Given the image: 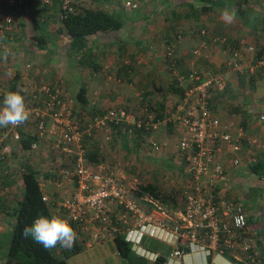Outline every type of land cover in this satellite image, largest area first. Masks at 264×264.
<instances>
[{
  "label": "crops",
  "instance_id": "crops-1",
  "mask_svg": "<svg viewBox=\"0 0 264 264\" xmlns=\"http://www.w3.org/2000/svg\"><path fill=\"white\" fill-rule=\"evenodd\" d=\"M77 1L79 2V0ZM136 1L138 2L137 7L130 10L129 15L124 18L127 20V24L123 23L122 27L116 31L99 32L87 37L85 47L76 49L77 53L75 54L72 51L75 48L71 45V39L65 34L59 33L58 0H54L51 6H44L36 0H25L24 4L16 8L5 6L12 14L13 26L11 36L4 42L6 46L0 47V55L4 48L9 49L7 58L2 56L4 61H0V80L9 78L5 66L12 64L13 74L18 72V69L28 67L32 77L39 81L58 84L66 96H75L79 88L84 87L88 103L82 106L89 107L88 109L92 111L91 114H94L95 112L102 113L113 105V102H123L125 98L132 97L129 88H125L123 83H117L119 78H127L128 81H138L141 86L138 91V94L141 92V95H138V98L142 101L133 99L134 102L136 101V108L142 111L154 109L156 114H163L167 113L171 106L179 100L181 95L179 90L183 88L176 80L173 67L180 73L187 72L192 66L214 69L219 67L222 70L227 68L226 52L228 54L231 44L237 46L238 42H245L257 48L264 47V0ZM225 9H228L230 14L234 12L231 19L222 15ZM134 24L137 27L141 24L142 26L140 30H136L138 36L135 34L132 38L129 34L136 33ZM201 30L205 31V35L201 33ZM36 33L44 34L43 42L39 43L33 38ZM126 35L129 38L124 40ZM214 38L219 40L215 42ZM170 43L173 44L176 56V63L173 66L167 61L164 53V45ZM201 45H203L202 52L198 54L199 56L194 55L192 50ZM157 49L161 53L156 52ZM141 50L149 54V57L145 55L140 57ZM107 55L110 56V59H107L103 65ZM243 63L242 72H229L234 86L251 81L245 85L246 90L239 96L240 99L233 103L235 105L233 109L236 111L231 112L227 107H224L225 110L222 109V112L219 111L220 109L217 110L215 93H212L211 104L214 105L220 116H237L235 121L224 120L223 122L239 121L238 123L243 126L246 132V136L240 144L242 149H246L252 138L264 139V132L256 117L258 112H264V76L261 77L259 73L264 72V68L254 67V64L249 66L250 64H246L245 60ZM99 65L103 66L100 68ZM122 65L127 67V71L124 73H120ZM137 66L141 67L137 68ZM106 69L111 74L103 72ZM247 74L251 79L247 80ZM235 78H237V82ZM93 80L96 83L91 84ZM110 81L111 84L108 83ZM153 81L155 82L153 83ZM228 89L227 84L224 93L227 95L226 97L230 96L227 92ZM134 93L136 92L134 91ZM105 96L110 99L109 103L105 102ZM135 97H137L136 94ZM103 106L105 107L103 108ZM78 111L80 110L77 109L76 112L78 113ZM84 113L85 119L91 115H87L85 111ZM223 118L226 117L223 116ZM163 125L168 133L177 128L170 122L163 123ZM32 127L33 123L27 127L26 125L21 127L19 131L22 137L26 138L32 135V131H30ZM11 145L14 148V155L6 161H0V264H4L9 233L14 221L10 214L22 192L21 174L26 165L33 168H45L49 163V158L44 154L35 155V153L26 160L25 151L22 152L18 148V143L14 141L11 142ZM232 150L233 148L228 146L222 154L218 155V159L230 170V180L233 183V186L228 190L219 191L218 196L225 199H237L245 207L247 235L251 244L249 256L251 257L249 258L247 252L237 247L233 252L225 250L222 253L218 251L206 253L205 264H222L219 255L230 261V264H254L255 260L263 264L264 153L258 152V159L254 164L233 168L230 157L234 155L235 151ZM242 154L245 155L246 152ZM43 161L46 163L43 164ZM6 170L7 174L4 173ZM43 179L44 186L47 188H42V191L49 194L50 197L55 198L63 193L65 188H58L47 175H44ZM69 190L70 188H67L68 192ZM107 240L113 241L112 239ZM133 245H136L140 252L145 250L148 257L137 255L153 262H160V264H166L165 257L169 256L174 249V243L161 241L149 234L141 236L140 240ZM152 253L157 254L159 259H153Z\"/></svg>",
  "mask_w": 264,
  "mask_h": 264
},
{
  "label": "built area",
  "instance_id": "built-area-1",
  "mask_svg": "<svg viewBox=\"0 0 264 264\" xmlns=\"http://www.w3.org/2000/svg\"><path fill=\"white\" fill-rule=\"evenodd\" d=\"M36 1L44 6H51L54 0ZM109 1L114 6L119 5L118 0ZM24 2L25 0H0V42L11 36L13 26L12 14L6 7L16 8ZM78 3L77 0H59L58 20L61 21L67 13L74 12ZM120 5L127 9L137 7L135 0H121ZM201 33L205 35L204 30ZM218 40L214 38L215 42ZM202 46L195 47L192 53L200 54ZM241 49L229 47L228 70L243 71L244 56ZM244 51L255 55L257 47L249 45ZM164 53L173 66L176 63L173 44L165 45ZM11 65L5 66L9 77L14 75ZM254 67L264 68V57L256 58ZM172 70L179 85L183 87V93L167 111L166 117L153 120L147 109L137 116L125 107L113 106L85 119L83 115L78 116L75 101L66 96L58 84L36 80L28 67L18 69L20 77L14 90L18 87L26 90L23 95L31 115L23 125L0 128V161H6L14 155L11 142L16 141L18 148L31 156L40 150L45 141L47 147H42L46 148L44 155L50 161L45 168L34 169L38 173L41 188H47L44 186V175L53 180L58 188H65L55 198L42 191L41 199L50 205L52 215L67 219L76 231L78 238L70 250L76 252L82 247H90L93 240H113L116 236H122L135 244L141 236L149 234L161 241L174 243V249L169 255L186 252L190 244L197 242L208 250L207 253H222L225 250L233 252L238 247L247 252V256L251 254L245 207L237 199L218 196L219 191L233 186L230 170L218 159V155L231 146L235 151L232 150L234 155L230 157L233 168L254 164L257 162L258 152L264 153V139L252 138L244 151L240 144L246 136L243 126L238 122L224 123L221 120L211 104V90L220 91L225 88L222 75L196 66L185 73L176 72L175 67ZM1 89L0 84V93L5 91ZM6 90L11 89L8 87ZM256 117L264 132V112H258ZM168 122L178 128L177 146L186 162L189 176L188 189L182 194L184 200L181 209L169 210L150 197L138 200L130 194L120 177L96 170L87 162V140L98 132H104L105 139L108 140L110 134L106 132L113 126L125 125L150 132ZM31 123L33 127L30 131L34 140L24 150L19 145V129ZM49 135L53 137L52 140L46 138ZM150 147L157 151V140L150 139ZM243 152L246 154L243 155ZM4 173L7 174V170ZM67 188H70L69 192ZM132 248L137 254L148 257L145 250L140 252L136 245ZM52 250L57 255H62L63 251L69 249L57 245ZM152 255L153 259L158 257L157 254ZM254 264L261 262L255 260Z\"/></svg>",
  "mask_w": 264,
  "mask_h": 264
},
{
  "label": "rangeland",
  "instance_id": "rangeland-1",
  "mask_svg": "<svg viewBox=\"0 0 264 264\" xmlns=\"http://www.w3.org/2000/svg\"><path fill=\"white\" fill-rule=\"evenodd\" d=\"M136 3L138 5L137 1ZM78 4H81L82 6L85 5V6L94 7V8H104L106 10H113L114 8L117 10H123L125 12V15L122 18V22L124 24L128 23L127 20L124 18L129 15L130 10H133V9H127L124 7L120 8L119 6L118 7L114 6V4L105 3L102 0H79ZM131 19H132V15H131ZM141 26L137 27V25L134 24V27L136 28V29L134 28V30L136 33H130L129 36H132V38L135 36V34L136 36H138V33L136 30H140ZM142 35L143 33L141 34V36ZM128 38L129 37L126 35L124 40ZM244 45H249V44L245 42H238L237 46L232 45V44L230 46L242 48L241 51L243 52V56H244L243 60L246 61V64H250L249 66L251 65L253 66L254 58H256V56L250 52H245L244 48H246L247 46L245 47ZM164 50H165V47H164ZM72 51L74 52V54L77 53L76 49H72ZM140 52H141L140 57H144V55L149 57V54L144 53L143 50H141ZM156 52L161 53L159 49H157ZM22 55L25 56V54H22ZM226 55L227 57L225 61L229 60L228 59V57L230 56L229 51H228V54L226 52ZM107 59H110L109 55H107L104 58V63H102L103 65L106 63ZM99 66L100 68L102 67L101 65ZM124 67L126 66L122 65L120 73H124L127 71V67L126 68ZM138 67L140 68L141 66H137V68ZM200 68H202L203 70L213 71L217 73L218 75H222L224 78L225 84L226 85L228 84L229 89L227 92L230 95L229 97H226L227 95L224 94L226 92L225 88L220 91L217 89L211 90L217 96L216 103H215V107L217 108V110L220 109L219 111L222 112V109L225 110L224 107H227L228 110H230L231 112L236 111V109H233L235 106L233 105V103H235L236 101L240 99L239 96L243 94L244 90H246L245 85H248L249 83H251V81L249 80L248 82L244 84L239 82L240 84H237V86H234L231 82L232 78L230 79V73H229L232 71L228 70L227 68L226 69L223 68L222 70H220L219 67H216V69L210 68V67L209 68L200 67ZM175 70L176 72H178L176 68ZM103 72H107L108 75L111 74L110 72H108L107 69L106 71H103ZM259 73L261 74V77L264 76V72H259ZM246 76H247V80L251 79L250 75L247 74ZM119 79L120 80L117 83H123L122 85L125 88H129L130 96L132 97H128V99L125 98L123 102H119V103L113 102V105L111 106L125 107L135 112L137 116L138 115L140 116L142 113V110H140L139 108H136L135 106L136 101H139V102L142 101V100L140 101L138 98V95H141V92L138 94V91H140L141 89L140 84L138 83V81H135V80L128 81L126 80L127 78L126 79L119 78ZM235 80L236 82L238 81L237 78H235ZM154 82L155 81H153V83ZM8 83H9L8 79H5L3 81L0 80L2 91L8 88L7 86ZM93 83H96V81L93 80L91 84ZM108 83L111 84V81ZM263 84H264V80H263ZM134 91L136 93H134ZM135 94L137 95V97L134 98ZM75 96H71V98L75 99ZM0 99L2 101V96H0ZM104 99L106 100L105 102L109 103L110 99H108L107 96H105ZM133 99L134 100L136 99V101L134 102ZM171 103H172V99H171ZM104 107L105 106H103V108ZM88 108L89 107L84 108V111L86 112L87 115H90L92 111L89 110ZM148 112L150 113L153 120H155L154 117L156 116V112L154 111V109H151ZM95 113L98 114V112H95ZM83 114L85 115L84 112H82V115ZM166 114L167 113H163L162 118L166 117ZM223 116L226 118H223ZM223 116L222 115L220 116L222 121L224 120L225 121L226 120L235 121V119H237L236 115L234 116L223 115ZM121 127L122 129L116 132L108 128L107 130L108 133L106 132V134H110V138L108 140L105 139L104 132H101V133L98 132L97 134H95L94 136H92L90 139L87 140L89 147L93 146L92 149L94 150L92 151H96V153L98 154V158L100 159L96 163H92L89 161L92 168H95L96 170L102 171L107 174L117 175L123 180L128 190H131L132 188H134L138 182L151 181V182L158 183L163 188H166L168 190L175 188L176 190L180 192V194H183V191L188 189L187 185H188L189 176L187 172L186 163H184L182 155L178 150L177 145H178L179 134H178L177 128H176L177 131L172 130L171 132L168 133L165 130L166 127L164 128L163 124H161L160 126H157L155 129L151 130L145 135L144 133L136 132V130L132 129L131 127L129 128V127H126L125 125ZM46 138L48 140H52L53 137L49 135ZM150 139H155L159 143V149L157 151L153 150L150 147ZM44 145H46L47 147V144L45 143V141L42 143L41 147L42 146L45 147ZM45 152H46V148H43L39 152H37L35 155L44 154ZM49 154L51 153L49 152ZM25 155L27 156L25 157L26 160L32 157L28 155L27 153H25ZM46 159L47 158H45V160ZM46 161H48V159ZM46 161L45 162L43 161L42 163L44 164L46 163ZM43 164H40V165L43 166ZM143 204L148 205L147 203H143ZM64 258L66 259L67 264H129L131 262L130 260L121 257L117 253L116 248L114 247L113 241L107 240V239H103L101 241L93 240L92 245L90 247H82L78 251L71 253ZM140 260H143V264H160V262H153L149 260L148 258H143V259L140 258Z\"/></svg>",
  "mask_w": 264,
  "mask_h": 264
},
{
  "label": "trees",
  "instance_id": "trees-1",
  "mask_svg": "<svg viewBox=\"0 0 264 264\" xmlns=\"http://www.w3.org/2000/svg\"><path fill=\"white\" fill-rule=\"evenodd\" d=\"M104 2L110 3L109 0H104ZM120 2L121 0H118L117 4L119 5H117V7L119 6L122 8ZM122 15H125L123 10H117L115 8L113 10H106L104 8H94L78 4L77 6L75 5L74 12L67 13L63 20H58L59 33L68 36L71 39L72 47L79 50L85 47L87 37L95 35L99 32L107 33L119 30L123 25ZM43 36L44 34L36 33L33 38L41 43L44 41ZM5 41L6 38L0 42L1 48L6 46L4 43ZM255 56L256 58L264 57V47H258ZM0 61H4L2 55H0ZM19 77L20 73L16 72L13 77L8 78L9 83L7 86L11 90L16 88ZM85 91L86 89L84 87H80L75 96L76 100L72 98L75 101L76 111L77 109L80 110L78 111V116L82 115V112H84L83 110L86 107H83L82 105L88 103V100L85 97ZM179 91L182 95L183 88ZM94 114H91L89 118H91ZM83 116L86 117L84 114ZM162 116V114H156L154 119L162 120ZM121 129V126L112 127V131L114 132L120 131ZM136 132L144 133L145 135L148 133L143 129H138ZM33 140V135L25 138L22 137L21 134V144L19 145L22 149L26 150L29 148L30 143ZM92 147L93 146L87 147L85 155L87 162L90 161L92 163H96L100 159L98 158L96 151H92L94 150ZM37 174V171L30 165H26L21 174L22 192L10 214L14 221L11 225L9 233V241L4 255V264H67L64 257L74 253L73 250H65L62 255H57L52 249H45L41 244L34 242L30 237L25 238L22 235L24 227L26 225H31L33 220L38 215H52L50 205L41 199L43 192L40 187ZM130 194L138 200H142L144 197H150L152 200L157 201L160 205L165 206L169 210L181 209L184 200L183 195L175 188L168 190L163 188L158 183L151 181L138 182L135 187L130 190ZM113 243L117 253L121 257L131 261L129 264H143V260H140V258L143 259L144 257L137 255V253L132 249V243L126 241L124 237H114Z\"/></svg>",
  "mask_w": 264,
  "mask_h": 264
},
{
  "label": "clouds",
  "instance_id": "clouds-1",
  "mask_svg": "<svg viewBox=\"0 0 264 264\" xmlns=\"http://www.w3.org/2000/svg\"><path fill=\"white\" fill-rule=\"evenodd\" d=\"M231 19L234 12L230 14L228 9L222 13ZM9 49L4 48L2 56L7 58ZM26 90L18 87L16 90H5L0 93V128L18 127L26 123L30 118V111L25 104L23 93ZM22 235L31 238L34 242L41 244L45 249H52L59 245L65 249H71L77 240V233L67 219L58 215H38L31 225H26ZM208 250L199 242L190 244L186 252L172 253L165 257L166 264H205ZM222 264H230L225 257L219 255Z\"/></svg>",
  "mask_w": 264,
  "mask_h": 264
}]
</instances>
